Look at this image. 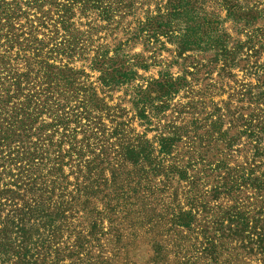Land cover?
<instances>
[{
    "label": "trees",
    "instance_id": "1",
    "mask_svg": "<svg viewBox=\"0 0 264 264\" xmlns=\"http://www.w3.org/2000/svg\"><path fill=\"white\" fill-rule=\"evenodd\" d=\"M262 13L0 0V264H112L105 244L162 222L264 262ZM235 69L255 82L215 101Z\"/></svg>",
    "mask_w": 264,
    "mask_h": 264
},
{
    "label": "rangeland",
    "instance_id": "2",
    "mask_svg": "<svg viewBox=\"0 0 264 264\" xmlns=\"http://www.w3.org/2000/svg\"><path fill=\"white\" fill-rule=\"evenodd\" d=\"M246 4L256 6L258 10L264 14V0H243ZM230 25V24H228ZM245 39L244 36H240ZM141 46L137 45L134 52H139ZM258 60L264 62V47L260 50ZM255 58H251L254 61ZM78 65L80 64L77 63ZM158 67H151L148 71L139 70V73L145 77H156ZM234 79L227 82L228 84L221 91L215 93L214 100H226L229 92H231L235 85L240 81L251 80L255 82V76H250L248 79V73L245 70L235 69ZM216 77V74H213ZM95 77L93 74L92 78ZM264 79V78H263ZM233 80L238 82L234 83ZM122 95L121 91L114 93V101L118 100V97ZM169 224L162 222L150 227L149 231L140 229L134 232V236L128 234L125 238L121 239L124 243L123 247H114L106 245V255L112 257V264H264L262 261V255H234V252L230 248L229 252L224 251V247L215 249L223 251L220 256L215 254L205 253L202 251V246L198 240L195 239V235L181 230L173 228L167 233ZM219 240L218 245H220ZM230 246L233 243L228 241ZM224 246V245H223ZM118 249L117 255L113 256V252ZM240 251L239 249H237Z\"/></svg>",
    "mask_w": 264,
    "mask_h": 264
}]
</instances>
